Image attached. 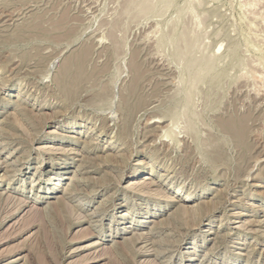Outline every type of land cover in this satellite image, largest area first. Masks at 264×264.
I'll return each instance as SVG.
<instances>
[{
  "label": "rangeland",
  "instance_id": "obj_1",
  "mask_svg": "<svg viewBox=\"0 0 264 264\" xmlns=\"http://www.w3.org/2000/svg\"><path fill=\"white\" fill-rule=\"evenodd\" d=\"M0 144V264H264V0H0Z\"/></svg>",
  "mask_w": 264,
  "mask_h": 264
},
{
  "label": "bare ground",
  "instance_id": "obj_2",
  "mask_svg": "<svg viewBox=\"0 0 264 264\" xmlns=\"http://www.w3.org/2000/svg\"><path fill=\"white\" fill-rule=\"evenodd\" d=\"M32 27L34 26H26L23 27L22 29H33ZM35 28V27H34ZM85 53H87L86 51H84V53L82 52V54L78 55L76 59H70V60H67L63 65L62 67L60 68V83L64 86V88H66L69 93H70V88L68 87L69 85L72 87L73 85H76L77 83H79V79L77 74H76V69L77 71L78 70H83V64H84V59H85ZM194 62V61H193ZM188 63V62H187ZM196 63H198L196 61ZM189 64V63H188ZM187 65V64H186ZM185 65V66H186ZM195 65V64H194ZM199 67V66H198ZM130 69H131V82H130V86L126 87V91L124 92V95H122V101H123V105L125 108H127V113H126V116L125 118L128 119L132 113V111L136 108L137 105H139V103H134L132 105V107H129L128 105V101L129 99H132L131 97H133V94H135V83H137V80L140 76V68H139V65L138 63L133 59L130 63ZM186 69V68H185ZM193 69V68H192ZM188 70V69H186ZM76 75H75V74ZM186 73V72H185ZM74 74V76H73ZM192 74V73H191ZM189 76V75H188ZM107 90H104L103 92L100 93L99 96H102V94L105 95ZM40 109V108H39ZM158 120H155V122H157ZM227 129L233 133H237L239 132V130L241 129V126H242V119L239 120V121H229L227 122V125H226ZM8 128V127H7ZM52 132V131H51ZM10 134V133H9ZM0 148H2V144H0ZM46 148V147H45ZM54 149V148H53ZM2 150V149H1ZM59 150V148H58ZM57 152V151H56ZM83 155V154H82ZM6 158H8V156H6ZM140 173V171H137L135 174H133V177H136V175H138ZM60 176L62 177V175L60 174ZM57 184V183H56ZM162 185L165 186V188H167V190H169L171 193H173L174 195L177 196L178 198V202H181V203H187V202H191L195 199V195L193 194H182L180 195V192H179V187L178 186H174V184H172L171 182H166V181H162L161 182ZM154 190V189H153ZM147 191V190H146ZM168 191V192H169ZM143 192V191H142ZM51 193V192H49ZM81 193V192H79ZM205 194V193H204ZM75 195V194H74ZM173 195V196H174ZM71 196V195H70ZM77 196V195H76ZM40 197H47V196H40ZM63 198L65 199L64 195H63ZM71 198V197H70ZM164 200V199H163ZM169 200V199H168ZM66 201V200H65ZM63 202V200H62ZM67 202V201H66ZM69 202V201H68ZM67 202V203H68ZM67 203H66V206H67ZM77 204H79L80 202L77 201L76 202ZM69 205V204H68ZM183 206V205H182ZM69 207V206H68ZM95 212V211H94ZM91 214V213H90ZM96 214V213H95ZM93 215V214H92ZM94 216V215H93ZM96 216V215H95ZM98 222V221H97ZM136 225V224H135ZM126 228L130 227L131 229H133V226L131 225H127L125 226ZM125 229V231H127L128 229ZM128 230V231H131ZM123 232V231H122ZM137 238V237H136ZM190 251V250H189ZM191 257V256H190ZM14 260V259H13ZM204 260V259H203ZM17 262V261H16ZM4 263V262H3ZM13 263V262H12Z\"/></svg>",
  "mask_w": 264,
  "mask_h": 264
}]
</instances>
